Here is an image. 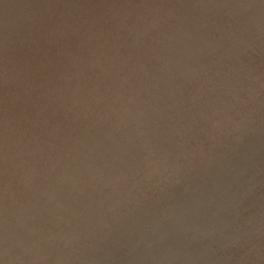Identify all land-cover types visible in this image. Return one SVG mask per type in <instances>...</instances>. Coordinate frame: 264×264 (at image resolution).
Segmentation results:
<instances>
[{
	"label": "water",
	"instance_id": "95a60500",
	"mask_svg": "<svg viewBox=\"0 0 264 264\" xmlns=\"http://www.w3.org/2000/svg\"><path fill=\"white\" fill-rule=\"evenodd\" d=\"M145 2L35 0L21 34L19 0H0V32L9 27L0 43V134L42 107L53 118L64 111L67 130L60 145L61 134L48 141L51 151L41 167L47 184L53 166L57 174L46 215L31 207L44 208L38 197L30 204V197H21V214L0 200V264H95V243L85 244L83 236L97 240L107 226L124 225L126 216L133 218L132 233L150 248L132 256L123 251L133 264H264V0H157L140 21L155 25L154 49L130 70L124 66L130 48L113 52L110 36L125 22V32H143L130 26V16ZM94 59L95 84L115 73L160 75L175 68L188 79L185 73L196 64L205 66L191 87L204 106L188 112L183 103L171 109L168 100L169 121L160 124L153 109L137 120L152 140L131 156L139 157L136 181L126 157L89 143L95 133L83 130L84 120L75 122L85 117L87 99L74 116L65 109L89 79ZM186 85L178 82L179 89ZM211 102L220 110L209 109ZM100 113L98 103L95 117ZM88 151L95 155V202H75L68 196L72 164ZM91 170L83 167L84 174ZM21 174L8 178L13 198L23 195ZM28 214L35 216L25 226Z\"/></svg>",
	"mask_w": 264,
	"mask_h": 264
},
{
	"label": "bare ground",
	"instance_id": "6f19581e",
	"mask_svg": "<svg viewBox=\"0 0 264 264\" xmlns=\"http://www.w3.org/2000/svg\"><path fill=\"white\" fill-rule=\"evenodd\" d=\"M34 2L35 0H19L18 13L20 16L21 34L24 24L32 17L30 15L31 12L28 11ZM156 2L157 0H146L130 16V26L131 24L133 26L139 25L135 27L141 28L143 32L134 34L132 27L125 32L124 26H129V23L125 22L119 30L115 28L111 33L110 44L113 52L122 46L130 48L129 58L124 65L128 64L130 70L137 69L141 60L154 49L152 38L156 33L155 25L149 24L148 21L144 20V24L140 25V21H142L143 11L150 7H155ZM104 19L106 20L107 18L104 16ZM8 30L9 27L7 26L0 32V43L6 38ZM183 31L182 34L184 33ZM93 33L95 35V29ZM182 34L179 36L180 38H182ZM174 35L176 34L174 33ZM191 39L192 37L188 40ZM221 39L222 32L217 40ZM194 68L193 72L188 71L185 73L188 79L180 78L183 71L175 68L174 71L168 74L160 75L146 72L138 75L124 74L119 76L120 73L117 75L115 73L108 75L107 78L95 84L94 59L91 62L89 79L85 76L80 83L82 87L79 85L77 88L73 104L65 109L68 110V114L74 116L78 112L79 101L87 99L85 110H83V112L85 111V117L79 116L75 122L80 123L84 120L83 130L89 129L88 131L91 135L95 133V138L89 136V143L95 141L96 147L113 148L126 157L133 172L132 181H136L142 175L138 164L139 157L132 160L131 156L137 148L151 143L152 140L151 136L140 132L141 124L137 120H143V114L145 115L148 109H153L155 112L154 117L156 119L160 118L158 120L160 124L163 123V119L166 117H168L169 121L171 118L165 112L168 100L171 109L177 104L183 103L188 108V112L204 106L205 102L196 97L191 87L195 84V78L200 77L201 73L205 71V66L196 64ZM180 80H185L187 85L179 89L178 82ZM161 95H165V99L159 101ZM127 99L135 103L127 104L125 103ZM98 103L101 113L95 117V107ZM209 109L220 110L212 102L209 104ZM89 114L91 119H88ZM65 115L66 113L63 111L61 115L53 118L50 115V111L47 112L46 107H42L34 115L21 117L4 126L3 132L0 134V176L2 172H7L5 174L7 184L0 191V200L11 208L16 209L17 214L26 211V209L19 208L21 197H30L29 204L33 202L34 197H38L44 208L40 209L32 205L31 207L36 210L35 215H46L49 198L52 196L50 188L57 174L53 173V166L51 168L52 181L47 184L48 174L41 167L47 159L46 156L51 151L48 141L52 140V137H58L60 134L59 145L67 139ZM73 163H75L72 164L75 182L73 192H69L68 196H71V199L75 202L86 201L89 198H92V201L95 202V155L89 151L78 154ZM85 166L92 168L90 173L84 174L83 167ZM33 170H35L36 174L30 184L29 172ZM78 170L79 172H76ZM19 171L22 172L19 178V191L23 195L13 198L14 190L8 178ZM39 175L42 178L38 183H35L34 180ZM83 175L86 179L82 178ZM35 215L28 214L25 217V226L32 221ZM91 217L95 218V212ZM124 223L121 227L107 226L103 236L97 240H91L86 235L83 236L85 244L95 243V264H133L123 251H128V254L132 256V251L134 250L150 249L132 233L134 225L132 216H126ZM124 234H128V236L124 237ZM93 235L95 236V233ZM115 255L121 256V261L117 260Z\"/></svg>",
	"mask_w": 264,
	"mask_h": 264
}]
</instances>
